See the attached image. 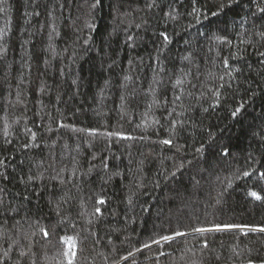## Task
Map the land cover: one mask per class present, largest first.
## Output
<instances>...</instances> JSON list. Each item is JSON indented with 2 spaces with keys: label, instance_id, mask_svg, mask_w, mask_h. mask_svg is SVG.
<instances>
[{
  "label": "trees",
  "instance_id": "1",
  "mask_svg": "<svg viewBox=\"0 0 264 264\" xmlns=\"http://www.w3.org/2000/svg\"><path fill=\"white\" fill-rule=\"evenodd\" d=\"M259 7L0 0V264H262Z\"/></svg>",
  "mask_w": 264,
  "mask_h": 264
},
{
  "label": "snow or ice",
  "instance_id": "2",
  "mask_svg": "<svg viewBox=\"0 0 264 264\" xmlns=\"http://www.w3.org/2000/svg\"><path fill=\"white\" fill-rule=\"evenodd\" d=\"M193 2L195 3V0H193ZM97 3H99V0H97ZM152 5H149V7H151ZM93 7H95V5H93ZM223 5H221V9H223ZM258 10L262 13H264V7H259ZM193 12H198V9H196L195 7H193ZM212 15H217V13H212ZM199 19L197 20V23H199ZM91 27V25H90ZM160 35L164 38L165 41H168V36L165 32H161ZM262 35H264V33H262ZM131 39V37L129 38ZM85 43H87V41H85ZM259 55L264 56V53H259ZM234 58V57H233ZM223 67L225 69H229L228 75H231V67L229 65V58H225L223 60ZM238 71V70H237ZM221 80H223V76L220 77ZM177 84H180L181 81L177 80L176 81ZM221 87H223V85H221ZM177 99H180V97H177ZM240 109L237 108L235 112H233V115L236 114V112H239ZM93 133L95 132V130H91ZM114 135H119V133H116ZM33 138H35V134H33ZM128 139H132V137H127ZM163 144H171L172 141L171 140H164L162 141ZM199 151V149H198ZM227 154V153H225ZM0 164H3V161H0ZM244 176L248 177L251 174L247 171H245L243 173ZM261 178H264V173L260 174ZM31 179V177H30ZM249 195L251 197H253L256 200H260L261 196L260 194H258V192L256 191H250ZM105 203L103 200H98L97 204H103ZM100 208L97 207L95 209V213L97 215L100 214ZM249 229L250 231H258V232H264V227H257V226H250V225H238V224H214L211 227H197V228H193L192 231L196 232V233H201V234H205V233H210V232H220V231H225V230H231V229ZM40 231L43 234V237L45 239H47L49 237V232L45 229V228H40ZM247 234V233H244ZM187 235V233L184 232H175L174 235H164L161 236L158 240H153L152 243L155 244H159L160 241H164V242H168L171 241L175 238V236H185ZM60 242L64 245H66L67 247L65 248V250L63 251L62 255L64 257V260L66 261V264H75V260L77 257V241L73 236H68V235H64L60 237ZM150 245L145 244L144 247H149ZM204 247H208L207 241H205L204 243ZM161 255H164V253H160ZM21 255H24V253H21ZM129 255H132V253H129ZM5 256H7V252H5ZM122 259H127V257H122ZM248 264H252V261L249 260ZM262 264H264V262H262Z\"/></svg>",
  "mask_w": 264,
  "mask_h": 264
}]
</instances>
